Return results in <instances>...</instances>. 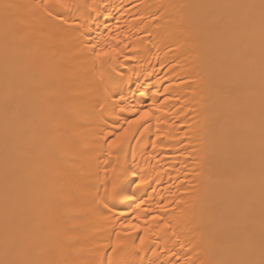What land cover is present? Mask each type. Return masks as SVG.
<instances>
[{
    "label": "bare ground",
    "instance_id": "6f19581e",
    "mask_svg": "<svg viewBox=\"0 0 264 264\" xmlns=\"http://www.w3.org/2000/svg\"><path fill=\"white\" fill-rule=\"evenodd\" d=\"M70 2L0 0V264H264L260 0Z\"/></svg>",
    "mask_w": 264,
    "mask_h": 264
},
{
    "label": "snow or ice",
    "instance_id": "6c2138e0",
    "mask_svg": "<svg viewBox=\"0 0 264 264\" xmlns=\"http://www.w3.org/2000/svg\"><path fill=\"white\" fill-rule=\"evenodd\" d=\"M5 8H11L12 5H4ZM35 7L37 9H40L42 14L45 17H55L56 20L62 22V23H67V21L63 20V15L60 12H57L56 9H72V10H81L84 8V5L82 4H74L72 2H70V0H43V4H37L35 5ZM254 7V6H253ZM260 10H261V14H262V38H264V0H260ZM117 49L116 48H112L110 49V52L112 54H117ZM109 53L105 52V51H101L99 53H97L98 56H107ZM101 107H103V105H101ZM120 111H124L123 108L120 109ZM147 115V113L142 112L140 114V119H143L145 116ZM138 123L139 121H129V123ZM134 175V173H133ZM146 181L145 180H140L139 184L136 185V187H139L140 185L144 184ZM117 181H113V186H112V190L110 191H115V189L117 188ZM109 191V190H106ZM141 203H143V201H141ZM139 206V205H138ZM147 231V230H145ZM145 240V236H141L140 237V243L143 244ZM6 264H13V262H6Z\"/></svg>",
    "mask_w": 264,
    "mask_h": 264
}]
</instances>
